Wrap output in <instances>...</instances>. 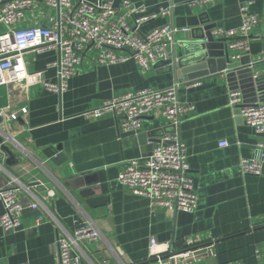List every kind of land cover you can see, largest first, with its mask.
I'll use <instances>...</instances> for the list:
<instances>
[{
	"label": "crops",
	"instance_id": "0c3cea01",
	"mask_svg": "<svg viewBox=\"0 0 264 264\" xmlns=\"http://www.w3.org/2000/svg\"><path fill=\"white\" fill-rule=\"evenodd\" d=\"M131 1L158 13L143 25V32L193 15H202L216 27L238 28L243 22L241 5L252 1L249 10L260 23L249 38V53L264 51V0ZM114 3L121 13V0ZM162 8L170 12L162 14ZM58 14L57 8L38 0L19 25L0 22V33L49 25ZM176 48L182 54L179 43ZM96 57L97 50L88 47L79 73L65 91L56 93L45 82L58 80L54 63L59 51L28 49L24 53L30 75L27 87L0 86V107L27 108L25 117L8 123L15 139L8 143L14 159L8 163L5 152L0 184L18 179L24 185L18 199L26 208L18 231L6 232L0 225V264H59L58 237L87 221L98 225L103 238L82 245V264H156L150 255L153 237L156 249L164 253L168 248L186 249L187 239L194 247L213 245L214 254L180 264H264V166L261 175H244L241 169V160L256 154L260 137L229 106L227 76L218 72L193 82L179 76L178 97L194 106L178 132L198 207L194 212H173L152 208L149 198L132 194L118 178L126 160L147 156L153 144L173 131L165 129L166 119L146 116L138 132H125L110 112L99 117L84 112L130 91L172 85L176 74L162 64L144 68L134 58L97 65ZM252 71L263 73L264 61ZM221 141L228 145L221 146ZM84 189L91 193L83 194ZM34 203L37 207H30Z\"/></svg>",
	"mask_w": 264,
	"mask_h": 264
},
{
	"label": "built area",
	"instance_id": "2783aa9c",
	"mask_svg": "<svg viewBox=\"0 0 264 264\" xmlns=\"http://www.w3.org/2000/svg\"><path fill=\"white\" fill-rule=\"evenodd\" d=\"M36 1L38 0H0V22L19 25L25 12ZM39 1L57 8L59 14L50 18L49 25L38 24L0 33V86L27 87L30 75L24 53L28 49L59 51L60 58L54 63L58 67V80L46 81L45 87L49 91L62 93L68 88L69 80L79 73L88 47L97 50L94 60L97 65H109L134 58L141 66L149 69L172 58L178 35L187 29L170 23L143 32V25L157 18L158 13H149L146 5H137L131 0H121V13L114 0L99 3L88 0ZM211 1L213 0L193 2ZM251 4L252 1L246 2L240 7L243 18L240 27H215L212 30L215 37L227 40L231 61H238L245 55H250L251 64L264 61V51L254 56L249 53V38L260 23L258 15L249 10ZM169 12L166 8L161 10L162 14ZM129 19L133 20L132 23ZM120 51L127 53L120 54ZM180 83L176 81L164 88L130 91L85 111L84 115L99 117L110 112L120 119V127L125 132H138L142 118L146 116L166 119V125L173 126V131L166 132L159 143L153 144L147 156L126 160L118 178L132 194L149 198L154 209L194 212L198 207V195L178 132L181 121L193 111L194 106L180 101ZM229 106L260 137L255 145L256 154L241 160L242 173L261 175L264 166V102L249 101L242 90L231 89ZM26 113V107L19 110H12L10 106L0 107L2 143L8 145L15 142L8 132V123L25 117ZM220 145L227 146L228 142L221 141ZM4 158L5 152L0 144V172L5 171ZM22 188L24 185L15 177H11L4 185L0 184V225L6 232L18 231L22 227L26 208L18 199V192ZM30 207L36 208L37 204H31ZM102 238L100 228L92 221L84 222L72 233L59 236L56 242L59 264H82V245ZM186 242V249L174 251L168 248L164 253L156 249L158 243L153 237L150 241L151 258L156 264H180V261L201 260L205 254H214L213 245L194 247L191 239ZM237 264L249 263L239 261Z\"/></svg>",
	"mask_w": 264,
	"mask_h": 264
},
{
	"label": "water",
	"instance_id": "95a60500",
	"mask_svg": "<svg viewBox=\"0 0 264 264\" xmlns=\"http://www.w3.org/2000/svg\"><path fill=\"white\" fill-rule=\"evenodd\" d=\"M172 24L179 28H187L180 32L181 36L177 37V44L181 45L182 54L178 55L176 44L172 58L158 64L173 70L176 81L179 76H186L187 80L192 82L208 74L221 72L227 76L231 89L242 90L244 97L249 101L264 102V72L255 75L252 71L254 65L263 61L251 64L250 55H245L238 61H231L227 40L215 37L212 30L216 25H210L202 15L176 17ZM214 64H219V69H216ZM1 121L2 118H0ZM170 128L174 127H165L168 131ZM2 142L3 134L0 133L2 149L9 155L7 162H12L13 153L9 145ZM89 193H91L89 189H84L83 194Z\"/></svg>",
	"mask_w": 264,
	"mask_h": 264
}]
</instances>
